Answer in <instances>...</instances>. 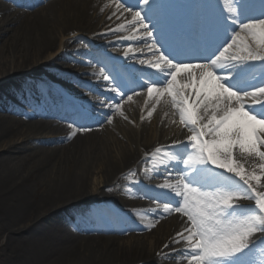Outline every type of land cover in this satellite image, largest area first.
I'll list each match as a JSON object with an SVG mask.
<instances>
[{
	"label": "bare ground",
	"instance_id": "bare-ground-1",
	"mask_svg": "<svg viewBox=\"0 0 264 264\" xmlns=\"http://www.w3.org/2000/svg\"><path fill=\"white\" fill-rule=\"evenodd\" d=\"M9 1L14 6H2L0 2V54L7 57L6 53L11 51L13 66H0V80L24 72L18 78L3 82L0 91H8L18 100L19 94L32 93L42 100L39 106L45 104L46 95H58L61 89L67 92L73 90L81 100L93 99L94 88L88 82L95 81L100 75L99 71L86 68L81 72L87 74L85 82H80L62 70L68 66L74 69L90 61L87 47L72 36L80 33L87 40L103 41L105 37L97 32L104 29L103 25L116 12V4L109 6L103 15L109 0ZM257 8L258 5H254L249 14L253 15ZM123 16L121 14L103 33H110L131 18L125 16L122 19ZM125 28L119 33L126 32ZM124 39L123 34L120 38L104 42L102 46ZM246 41L251 47H258L250 38L246 37ZM260 73L264 74V62L253 67L251 72L252 77ZM154 76L157 81L163 79L157 70ZM255 82L245 88L255 86ZM260 84L264 86V78L258 86ZM142 85L144 83L140 80L133 79L122 88L127 94ZM124 99L119 95L115 98L121 101L123 108L132 105V99ZM31 105L36 104L32 102ZM69 106L73 114L61 110L51 111L49 118H45L41 113L33 116L21 112L0 95V221L4 227L2 232L7 234L6 244L15 247V263L170 264L169 257H173L180 264L183 255L177 253L185 249L172 251L169 247L177 238L179 228L176 223L182 218L174 211L166 213L168 219L165 225L160 227L155 223L151 228L154 234L163 232L167 237L169 233L168 239H162L165 245L162 243L155 252L139 242L131 247L121 246L117 239L100 233L115 223L112 213L118 221L120 211L137 205L139 194H143L149 203L144 206V219H141L138 211L128 212L131 221L124 224L127 229L134 231L131 236L150 230L148 226L162 213L159 209L164 202L176 201L173 195H164V189L158 187L165 182L164 175L151 185L134 182L143 179L142 171L146 164L150 167L157 161L159 167H168L180 161L186 153L181 142L191 135L187 132L188 128L182 127L174 137L168 135L167 128L162 125L157 139L148 140L144 138L147 127L143 126L140 132L121 129L117 126L119 117L109 108H101L94 118L86 120L82 108L71 102ZM15 114H20V118L15 117ZM107 115H111V123ZM78 126L88 130L81 133ZM112 135L125 138L126 142H111L109 137ZM158 147L165 149V152L153 155ZM233 158L246 173L262 177L259 182L252 183L256 190L263 189L264 173L260 171L259 165L264 162L258 157L238 152L234 153ZM95 169H99L104 180L100 194L90 199L87 197V188ZM53 171L54 175L50 176ZM45 175L50 178L41 182ZM221 180L231 188L238 185L232 174L222 176V172H219L214 176L211 190ZM33 186L38 188L39 195L34 196ZM109 188L112 190L108 191ZM108 218L113 222H107ZM87 230L97 234H79ZM262 236L264 234L255 233L250 239L260 242ZM183 247H187L185 243Z\"/></svg>",
	"mask_w": 264,
	"mask_h": 264
},
{
	"label": "snow or ice",
	"instance_id": "snow-or-ice-1",
	"mask_svg": "<svg viewBox=\"0 0 264 264\" xmlns=\"http://www.w3.org/2000/svg\"><path fill=\"white\" fill-rule=\"evenodd\" d=\"M235 3L239 12L233 8L228 16L214 17L204 28L202 44L194 47L184 41L187 31L174 27L160 11L159 0H116V12H127L132 17L128 23L134 35L126 39L143 40L155 57L140 59L139 63L163 77L142 86L150 98L156 94L157 102L167 94L179 112L180 123L192 133L181 142L190 150L182 158V164L190 171L180 172L175 183L166 178L158 185L180 198L175 206L164 203L163 213L174 211L187 217V227L173 241L187 245L182 253H177L186 256L187 264H251L247 258L256 243L250 238L255 233L264 234V194L258 193L252 183L262 177L246 173L233 158L238 152L264 162V86L248 90L234 84L250 62H264V12L260 17L252 16L249 0ZM124 27L118 25L112 31L119 32ZM242 32L245 36H241ZM246 37L258 47H251ZM103 79L109 85L116 82L109 90L122 99L126 93L119 82V72H109ZM127 98L131 100L132 96ZM249 99L251 103H246ZM105 106L113 113L121 108L120 103ZM84 114L87 115L86 110ZM151 115L149 111L148 116ZM111 119L107 115L109 123ZM86 130L81 127V131ZM161 152L165 149L158 147L153 155ZM259 168L264 173V163ZM214 169L222 170V176L232 174L240 183L231 188L221 180L211 191L193 186L199 185L201 174ZM171 175L169 170L168 176ZM241 200H254V208L241 212L243 206L237 203ZM260 242L264 243V236Z\"/></svg>",
	"mask_w": 264,
	"mask_h": 264
},
{
	"label": "rangeland",
	"instance_id": "rangeland-1",
	"mask_svg": "<svg viewBox=\"0 0 264 264\" xmlns=\"http://www.w3.org/2000/svg\"><path fill=\"white\" fill-rule=\"evenodd\" d=\"M0 2H1L2 6H11L9 1L1 0ZM109 6L110 5H108V4L106 5L107 9L109 8ZM107 9L104 10L103 15H105V12L107 11ZM114 19L115 18L111 17L110 20L103 25L104 29L102 31L97 32V34H101L102 32H104L107 29V27L112 22L115 21ZM79 34L80 33L75 34L72 37H74L78 43H81L83 46H85V48L87 47L89 56L92 58L91 59L92 63H91V65L81 64L79 66V68H76V69H73L70 66H68V67H65V70H66V72L75 73L76 77L81 78L82 73H79V72L83 71L84 67L98 68L97 65H95V66L93 65V64H96L98 62V57L100 56L99 54L96 53L97 48L100 50V53L102 54V56H104V55H103V48H100V45L102 42H99L98 40H95L96 42L95 41L93 42L89 39L87 40V39H85V37L81 36V34L79 36ZM108 34H106V35L109 36ZM106 35H105V37H106ZM105 41H107V38L105 39ZM126 47L127 46H124L123 48H126ZM109 53L110 52L108 51L107 54L111 56L112 54H109ZM6 54L8 55L7 57H4L3 54L2 55L0 54V66H6V67L11 66L12 67L13 66V57H11V55H12L11 51L7 52ZM107 54H106V57H107ZM23 72L21 71L20 73H18L16 75H10V76L0 80V87H1V84L3 82L11 80L13 78L20 77L21 73H23ZM79 80H81V79H79ZM105 82H107V81H105ZM0 90H2V88ZM0 92H1L0 95L2 94L4 96V98H6V100H8V102L14 104L16 107L20 108L21 110L28 111V112H34V109H32L29 105L31 104L32 101H35V99H37L36 95H34L32 93L19 94L20 100H18L13 94L9 93L8 91H5V92L0 91ZM71 95H73V94H71ZM159 100L161 102L159 106H157V99H156V101L152 102V104H150V105H148L149 103L146 105L143 104L142 106L139 107L141 109H137L136 107L130 108L129 112L122 114L123 117L119 118V122H118L117 126L121 129L122 128L125 130L133 129V130H136L138 132H140V130L143 128V126L147 127L146 129L148 132H146L147 133L146 135L144 133V135H145L144 138H146L148 140H153V139H157V137L161 133L160 132L161 126L165 125V127L168 130L167 134L168 135L171 134L172 136H174V134H176V131H181V129L183 127V125L180 123L179 114L173 108V106L171 104V99L168 100L164 97H159ZM56 109H58V106L56 107ZM149 111H152V115L150 117L148 116ZM16 116H17V118H20V116H18V114H15V117ZM110 137H109V139L111 142L117 141V140L120 142H126L125 138H120L118 135H112ZM131 147H133V146H131ZM185 156H186V154L184 155V158H185ZM157 164L158 163H155V165H157ZM153 169H155V167L144 166L143 171H142L144 174V179L139 180V182H142L144 184H150V183L153 184L154 182H156L158 178L155 176H152ZM98 170L95 169L92 172V175L90 177L89 185L87 188V194H88L87 197L90 199L91 198L94 199L95 197H97L100 194L101 188L103 186L102 183H103L104 179H103L102 175L98 172ZM214 170L217 171L219 169H214ZM156 171H157V169H156ZM53 173H54V171L52 173H50V176H53L54 175ZM50 176L47 177V175H45L41 179V182H46L47 179L50 178ZM207 179H209V181H211L210 178H207V176H206L205 180H207ZM236 180H237V182H239L238 179H236ZM33 192H34V196L39 195L38 193H40V191H38V188L36 186H33ZM258 193L264 194V191H258ZM138 196H137V199H138L137 205L136 206L131 205V206L127 207V209H129V210L142 209L141 205H143L144 202L141 201L140 199H142V198H140ZM240 204L243 206L242 209H240V211L241 212H248L249 209L254 208L255 201L254 200H242V201H240ZM162 209H163V207L161 208V211H162ZM112 216L114 217V215H112ZM142 218H146V217L142 216ZM106 220H107V222H113L111 218H108ZM155 223L158 224L160 227H162L163 225L166 224L164 222V220H162L160 218H156V221L154 222V224ZM113 224L114 223H111V225H113ZM176 224H177V229L179 228L178 233L184 232V229L187 227V226H185V224H187V222L186 221L183 222L182 219H180L179 223H176ZM120 226L122 227L123 225H120ZM152 229H153V227H152ZM3 230H4L3 223L0 221V264H16L14 261L15 247L12 245L6 244L7 243V234H4L2 232ZM71 231H73V230H71ZM132 233H134L133 230H131V229L125 230L122 227L121 230H116L113 228H108L106 230L104 229V231L103 230L101 231L100 235L115 238V239H117V243L121 246H124V247H131V246L136 245L137 242H139L141 244H144L146 247H148V249L151 252H155L156 249H158V247L162 243H163L162 245H165V242H163L162 239L165 238L166 236L163 234V232H161L159 235L154 234L153 230H151V227H150V230L143 231L142 234H138L137 236H135V235L131 236ZM79 234L91 236V235L97 234V233H94L91 230H87V231L79 232ZM168 234H166L167 237L165 239H168ZM185 235H186V233H185ZM169 239H172V238L169 237ZM176 239H179L178 235H177ZM159 240H161V241H159ZM183 244H184V242L182 243V241H181L180 243H173V244L169 245V247H170V249H172V251H173V249L181 251V250H184L187 248V247H183ZM247 259L251 262V264H264V243L258 242L256 244V247L252 250V252L249 254ZM169 261H170V264H178L175 262L173 257H169ZM180 261H181L180 264H187L186 256L183 255L181 257Z\"/></svg>",
	"mask_w": 264,
	"mask_h": 264
}]
</instances>
